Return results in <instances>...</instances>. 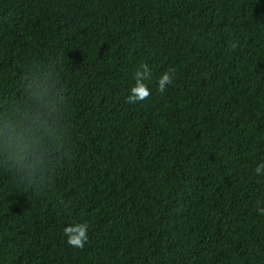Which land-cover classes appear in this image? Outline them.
I'll return each instance as SVG.
<instances>
[{"label": "trees", "instance_id": "16d2710c", "mask_svg": "<svg viewBox=\"0 0 264 264\" xmlns=\"http://www.w3.org/2000/svg\"><path fill=\"white\" fill-rule=\"evenodd\" d=\"M41 79L62 150L40 191L0 153V264H264V0H0V126Z\"/></svg>", "mask_w": 264, "mask_h": 264}, {"label": "clouds", "instance_id": "9594fccd", "mask_svg": "<svg viewBox=\"0 0 264 264\" xmlns=\"http://www.w3.org/2000/svg\"><path fill=\"white\" fill-rule=\"evenodd\" d=\"M235 44L232 45L235 48ZM175 69L165 71L157 81V92L163 93L173 83ZM152 76L148 64H141L135 73V84L127 96V103L136 104L147 100L151 90L145 83ZM30 104L21 110L19 119L7 121L0 126V153L15 165L30 186L42 190L41 176L45 174V160L53 155V145L62 150V134L53 119L63 98V90L55 86L50 79H41L30 85ZM254 173L264 176V163L258 164ZM264 214V208L259 209ZM87 222L68 226L63 229L66 243L77 249H83L88 242Z\"/></svg>", "mask_w": 264, "mask_h": 264}]
</instances>
